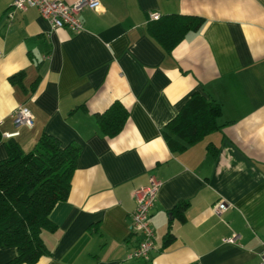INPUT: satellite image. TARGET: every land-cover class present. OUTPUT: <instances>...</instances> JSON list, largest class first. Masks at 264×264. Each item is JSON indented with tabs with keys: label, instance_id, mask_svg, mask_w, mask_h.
Masks as SVG:
<instances>
[{
	"label": "crops",
	"instance_id": "1",
	"mask_svg": "<svg viewBox=\"0 0 264 264\" xmlns=\"http://www.w3.org/2000/svg\"><path fill=\"white\" fill-rule=\"evenodd\" d=\"M72 3L75 0H63ZM0 0V158L4 133L30 150L43 132L81 146L67 199L42 230L34 264H258L264 246V0H98L83 29H51L35 7ZM12 11V12H10ZM201 16L170 52L147 33L150 14ZM12 17L9 18L8 14ZM24 72L22 85L9 76ZM38 77L34 89L29 86ZM193 92L215 99L221 127L180 153L162 129ZM118 100L121 131L104 136L95 113ZM25 105L31 127L16 124ZM160 182L150 208L148 260H127L132 191ZM228 208L216 214L212 205ZM186 202L182 216L174 212ZM169 231L173 239L163 244ZM232 232L234 243L222 242ZM16 249L0 248V264Z\"/></svg>",
	"mask_w": 264,
	"mask_h": 264
},
{
	"label": "trees",
	"instance_id": "2",
	"mask_svg": "<svg viewBox=\"0 0 264 264\" xmlns=\"http://www.w3.org/2000/svg\"><path fill=\"white\" fill-rule=\"evenodd\" d=\"M204 18L196 15L170 13L157 19L149 18L147 33L165 51L179 43L189 31H197ZM23 71L9 76L13 84L22 85ZM38 77L31 82L32 91ZM220 104L212 97L193 92L179 112L162 129L168 149L180 153L221 125ZM128 117L127 109L113 101L102 112L95 113L100 132L107 137L117 135ZM2 134L0 131V142ZM5 156L0 158V248L14 247L16 254L5 264H34L48 255L41 231L55 229L50 213L56 203L67 199L72 174L81 146L74 141L62 144L52 134L41 133L30 150H24L14 136L3 141ZM186 202H180L174 212L182 216ZM173 235L167 231L163 244Z\"/></svg>",
	"mask_w": 264,
	"mask_h": 264
},
{
	"label": "built area",
	"instance_id": "3",
	"mask_svg": "<svg viewBox=\"0 0 264 264\" xmlns=\"http://www.w3.org/2000/svg\"><path fill=\"white\" fill-rule=\"evenodd\" d=\"M29 7H35L40 16L46 20L51 29L66 28L72 32H78L83 29L82 21L79 17L80 12L90 7L95 10L99 8L98 0H75L67 3L63 0H12L11 10H25ZM12 12V11H10ZM160 15L157 12L150 14L151 19H157ZM11 18L12 14L9 13ZM13 117L16 124L31 127L33 118L30 110L25 105H18L13 111ZM18 132H5L4 137H11ZM160 182L153 177L149 178L146 185L138 186L132 191V197L135 208L130 215V232L137 234L139 240L135 247L126 254L127 260H148L150 252L153 249L154 230L150 223V208L156 201L157 190ZM224 200H217L212 205V210L220 214L228 208ZM239 239V234L232 232L230 235L222 238V242L234 243ZM258 264H264V246L260 253Z\"/></svg>",
	"mask_w": 264,
	"mask_h": 264
}]
</instances>
